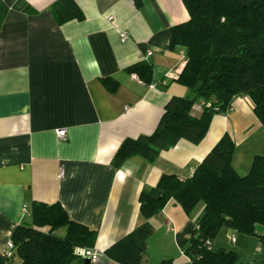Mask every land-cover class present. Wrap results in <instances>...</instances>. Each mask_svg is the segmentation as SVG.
Returning <instances> with one entry per match:
<instances>
[{
    "label": "crops",
    "instance_id": "1",
    "mask_svg": "<svg viewBox=\"0 0 264 264\" xmlns=\"http://www.w3.org/2000/svg\"><path fill=\"white\" fill-rule=\"evenodd\" d=\"M54 1L0 0V256L40 201L59 202L71 219L97 229V264L187 261L183 247L203 205L186 214L170 199L144 218L140 190L161 174L188 177L224 133L234 142L233 168L246 174L252 158L264 155V127L248 97L237 95L197 145L179 140L151 162L135 155L114 168L123 139L150 134L172 96L190 95L176 82L184 49L170 47V28L188 12L181 0H74L83 19L58 25ZM141 60L151 65L150 83L126 71ZM103 78L118 82L115 92ZM200 111L193 105L192 115ZM227 232L212 247L231 245Z\"/></svg>",
    "mask_w": 264,
    "mask_h": 264
},
{
    "label": "trees",
    "instance_id": "2",
    "mask_svg": "<svg viewBox=\"0 0 264 264\" xmlns=\"http://www.w3.org/2000/svg\"><path fill=\"white\" fill-rule=\"evenodd\" d=\"M188 19L170 28V47H182L185 63L176 82L190 90L188 96H172L150 134L125 138L112 159L114 168L139 155L153 161L161 150L179 140L197 145L206 135L212 118L226 113L237 95L248 97L252 112L264 127V0H181ZM50 11L61 25L82 20L74 0H55ZM150 83L151 65L138 61L126 68ZM108 92L118 82L103 78ZM199 105L198 116L191 113ZM234 142L224 133L186 178L161 174L152 187L138 194V211L144 218L158 214L174 200L189 214L201 202L196 227L183 247L187 264H242L233 249L212 248L221 229L258 238L264 252V155L252 158L246 174L232 165ZM31 222L17 224L10 236L11 256L0 264H83L81 249H93L97 229L69 217L59 202L33 201ZM64 228V234L56 231ZM92 264V263H90ZM160 264H173L170 259Z\"/></svg>",
    "mask_w": 264,
    "mask_h": 264
},
{
    "label": "rangeland",
    "instance_id": "3",
    "mask_svg": "<svg viewBox=\"0 0 264 264\" xmlns=\"http://www.w3.org/2000/svg\"><path fill=\"white\" fill-rule=\"evenodd\" d=\"M201 202L199 203V206H201ZM199 206L196 207L195 212L199 210ZM56 234L63 235L64 234V228H60L56 231ZM220 233H218L219 235ZM218 239V238H217ZM221 240V239H220ZM219 242H217V245ZM232 245V246H231ZM231 245H226V248L234 249V251L237 254V257L243 262V264H252V258H254V264H264V261H261L260 258L264 257V252H262L261 247L259 246L258 238L255 236L250 235H236V241L233 242ZM257 247H259V250H257ZM213 249L216 248V246L212 247ZM179 263L180 264H187V261L184 259L182 255L179 256Z\"/></svg>",
    "mask_w": 264,
    "mask_h": 264
},
{
    "label": "built area",
    "instance_id": "4",
    "mask_svg": "<svg viewBox=\"0 0 264 264\" xmlns=\"http://www.w3.org/2000/svg\"><path fill=\"white\" fill-rule=\"evenodd\" d=\"M119 38H120V41H125L126 38H127V35H126V32L125 31H120L119 32ZM57 137L59 139H64L65 138V131L64 130H58L57 132ZM61 174V170L59 172V175ZM229 239V242L231 244H233L234 242V236H231V237H228ZM13 248H14V245L12 243L11 240H8L6 243H5V246H4V250H3V253H2V256H5V257H9L11 256L12 254V251H13ZM257 250H259V247H257ZM80 254L82 255V257H84V250L81 249L80 250ZM86 256L88 254L89 255V259H90V263L92 264H97L98 262V256L94 253V251L92 250V253H89L88 251L85 252Z\"/></svg>",
    "mask_w": 264,
    "mask_h": 264
},
{
    "label": "water",
    "instance_id": "5",
    "mask_svg": "<svg viewBox=\"0 0 264 264\" xmlns=\"http://www.w3.org/2000/svg\"><path fill=\"white\" fill-rule=\"evenodd\" d=\"M256 230L257 231H261V230H264V227H261V226H259V225H257L256 226ZM235 235V231H234V229H232V228H229L228 229V232H227V236L228 237H231V236H234ZM92 250L93 249H84V260H83V264H90V259H89V255L90 254H88L87 256H86V254H85V252L86 251H88L89 253H92Z\"/></svg>",
    "mask_w": 264,
    "mask_h": 264
}]
</instances>
